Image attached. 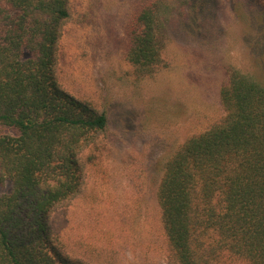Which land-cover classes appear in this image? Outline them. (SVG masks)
Masks as SVG:
<instances>
[{"label":"trees","instance_id":"trees-1","mask_svg":"<svg viewBox=\"0 0 264 264\" xmlns=\"http://www.w3.org/2000/svg\"><path fill=\"white\" fill-rule=\"evenodd\" d=\"M71 2L0 0V183H11L0 193V264H91L52 224L83 191L110 127L59 75ZM191 2L201 4L141 1L126 31L137 76L166 66L164 14ZM220 99L224 115L164 167L157 197L168 253L177 264H264V81L230 68Z\"/></svg>","mask_w":264,"mask_h":264},{"label":"rangeland","instance_id":"rangeland-1","mask_svg":"<svg viewBox=\"0 0 264 264\" xmlns=\"http://www.w3.org/2000/svg\"><path fill=\"white\" fill-rule=\"evenodd\" d=\"M71 1L59 75L107 112L110 127L83 191L53 213L55 233L91 264H177L157 197L164 167L224 115L230 68L264 81V0H201L164 14L166 66L143 78L126 59L127 25L142 0ZM10 188L0 183V193Z\"/></svg>","mask_w":264,"mask_h":264}]
</instances>
